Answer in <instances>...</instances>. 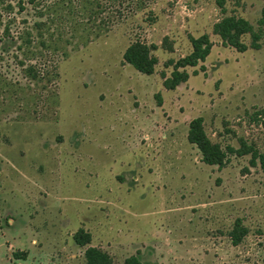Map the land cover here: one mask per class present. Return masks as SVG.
Here are the masks:
<instances>
[{
  "label": "rangeland",
  "instance_id": "rangeland-1",
  "mask_svg": "<svg viewBox=\"0 0 264 264\" xmlns=\"http://www.w3.org/2000/svg\"><path fill=\"white\" fill-rule=\"evenodd\" d=\"M263 6L264 0H0L6 239L16 238L19 214L36 212L55 231L83 220L90 246L113 264L133 255L142 264H264V173L250 162L252 152L264 151ZM227 16L248 21L260 48H251L250 34L242 38L243 53L223 46L212 29ZM201 35L213 44L208 59L166 90L173 63L191 51L189 38ZM134 41L155 47L152 75L124 63ZM198 117L226 154L221 168L202 163L187 140ZM244 147L252 152L238 154ZM31 191L37 202L20 198ZM237 221L247 234L234 246L229 234ZM51 253L60 263L71 264L72 254L84 262V252L71 248L54 246ZM4 258L0 252V264Z\"/></svg>",
  "mask_w": 264,
  "mask_h": 264
},
{
  "label": "trees",
  "instance_id": "trees-1",
  "mask_svg": "<svg viewBox=\"0 0 264 264\" xmlns=\"http://www.w3.org/2000/svg\"><path fill=\"white\" fill-rule=\"evenodd\" d=\"M32 1L33 0H31V2ZM20 8L22 9V7ZM259 25L264 28V6L261 10ZM23 30L28 31L29 29L26 27ZM212 32L220 39L223 46L233 48L237 52L243 53L247 50V46L242 41L243 36L247 34L253 37L251 48H260V45L256 43L259 39V35L254 33L252 26L243 18L236 16L223 17L219 22L214 24ZM20 36L21 34H19L18 38H20ZM27 42L31 43L32 41L27 40ZM189 42L191 51L185 57L173 63V70L170 77L164 79L163 86L166 90H174L180 84L187 82L189 75L185 69L187 67H196L199 63H204L213 46L207 35H201L197 38L190 37ZM154 49V46H148L139 41H134L126 47L122 58L125 64L131 66L137 72L149 76L153 74L157 63L156 59L151 55V51ZM261 126L264 128V113L261 116ZM187 140L200 152L202 163L218 168L223 166L226 154L219 145L214 144L207 137L201 117L195 118L189 123ZM250 152H252L251 149L244 147L238 154L244 155ZM250 162L251 166H258L264 173V151L252 152ZM246 234L247 229L242 227L239 221H237L229 234L232 244L238 246ZM72 239L75 245L85 248L83 253V264H113L112 258L106 252L90 246L91 237L88 233L80 229L72 236ZM25 256L26 253L24 252L12 253L13 259L25 258ZM125 264L142 263L137 255H133L125 260Z\"/></svg>",
  "mask_w": 264,
  "mask_h": 264
},
{
  "label": "crops",
  "instance_id": "crops-1",
  "mask_svg": "<svg viewBox=\"0 0 264 264\" xmlns=\"http://www.w3.org/2000/svg\"><path fill=\"white\" fill-rule=\"evenodd\" d=\"M212 51V49H211ZM211 54V52H210ZM209 54V55H210ZM209 57V56H208ZM207 57V59H208ZM206 59V60H207ZM205 60V61H206ZM20 156L23 155L22 152L19 153ZM8 164H12V161L10 159H7ZM2 173L8 172V170L4 167V165L1 166ZM29 170H33L32 168H29ZM23 178H30L28 177L27 172H20ZM21 199H25L26 201H34L37 202L39 198H37V195L34 192H27L25 193V196H20ZM22 201V200H20ZM23 202V201H22ZM19 217L17 218V236L16 238H13V240L10 242L6 239V232L3 233L1 228V238L2 241L0 243V252L5 255V258L3 261H1L4 264H59L60 262L55 261L52 257V248L54 246L60 247L62 250H66L71 248L72 250H76L78 253H83L81 247L75 245L72 235L78 231L79 229H82V221L79 223V227L75 229L68 230L67 227H63V229H58V231L53 230L55 225L48 222L47 218H41L38 219L35 216H38L35 212L34 214L28 213L26 214V217H23V215L19 214ZM1 212H0V222H1ZM7 228H12L16 222L13 218L8 217L6 221ZM54 232L48 230L50 229ZM50 231V232H48ZM51 234V235H50ZM62 237H66L65 239L69 238L67 240H63ZM13 252H24L26 253L25 258H19V259H13L12 253ZM79 254H72L71 257V264H81L83 263L81 260H79ZM77 258V261L75 260ZM65 260H61L60 264H65Z\"/></svg>",
  "mask_w": 264,
  "mask_h": 264
},
{
  "label": "built area",
  "instance_id": "built-area-1",
  "mask_svg": "<svg viewBox=\"0 0 264 264\" xmlns=\"http://www.w3.org/2000/svg\"><path fill=\"white\" fill-rule=\"evenodd\" d=\"M0 232H1V226H0Z\"/></svg>",
  "mask_w": 264,
  "mask_h": 264
}]
</instances>
